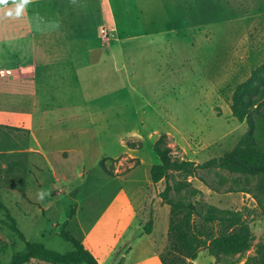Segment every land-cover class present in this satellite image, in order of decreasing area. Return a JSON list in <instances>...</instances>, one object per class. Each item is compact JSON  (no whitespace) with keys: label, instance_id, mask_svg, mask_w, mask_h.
Instances as JSON below:
<instances>
[{"label":"rangeland","instance_id":"rangeland-1","mask_svg":"<svg viewBox=\"0 0 264 264\" xmlns=\"http://www.w3.org/2000/svg\"><path fill=\"white\" fill-rule=\"evenodd\" d=\"M121 1L111 0L118 14ZM124 1L135 13L136 0ZM161 1L153 6L160 8ZM190 1L193 8L195 3L214 6L198 14V21L188 20L196 28L178 38L171 35L154 50L138 45L142 48L115 69L109 62L86 66L82 81L74 79L73 87L50 78L55 90L50 98H45L51 91L48 85L0 83V264H10L25 250V242L11 230L12 220L26 241L61 253L74 251L61 236L68 218L67 230L83 244L88 240L96 246L101 264H162L170 207L159 194L167 184L179 182L201 191L195 199L201 209L243 212L255 237L242 257L216 259L202 251L194 264H244L264 243L258 201L250 194L229 192L235 175L211 169L189 176L174 172L168 181H151V169L159 163L154 145L163 134L175 159L198 165L237 146L248 126L233 117L232 96L264 63V0ZM92 2L99 16L74 20L71 44L119 43L117 32L101 28L107 1L88 0ZM164 2L177 8L178 0ZM5 10L0 8V80L19 82L35 73L29 69L33 54L19 47L20 41L32 43L25 36L32 28L23 18L5 16ZM223 19L233 20L224 30L208 24ZM19 62L30 64L24 73ZM51 108L72 114L56 117ZM57 120L65 126L59 132ZM222 177L228 179L224 186ZM240 179V187L248 188L245 178ZM179 196L186 197L185 191Z\"/></svg>","mask_w":264,"mask_h":264},{"label":"trees","instance_id":"trees-1","mask_svg":"<svg viewBox=\"0 0 264 264\" xmlns=\"http://www.w3.org/2000/svg\"><path fill=\"white\" fill-rule=\"evenodd\" d=\"M231 112L240 122L247 123L248 131L230 153L201 165L180 161L173 157L167 135L163 134L154 145L159 163L151 169V181L153 184L168 181L174 172L189 176L198 170H224L236 176L229 192L250 194L258 201L264 214V63L236 87ZM242 177L248 188L240 187ZM227 180L222 177L220 185H226ZM183 191L186 197L179 196ZM200 194L201 191L188 182L169 183L159 194L162 203L170 207L169 244L160 256L162 264H194L202 251L220 259L223 256L242 257L251 250L255 237L244 213L215 206L201 209L195 201ZM69 221L68 218L63 223L61 236L75 249L61 253L44 244L26 241L12 220L11 230L25 242V250L15 254L10 264H29L33 260L51 264H100L95 255L67 230ZM146 232L152 233V222H149ZM244 264H264V243L256 246L254 256Z\"/></svg>","mask_w":264,"mask_h":264},{"label":"crops","instance_id":"crops-1","mask_svg":"<svg viewBox=\"0 0 264 264\" xmlns=\"http://www.w3.org/2000/svg\"><path fill=\"white\" fill-rule=\"evenodd\" d=\"M106 1L108 12L107 16L103 18L105 23L101 28L108 26L110 30L117 32V38L121 41L108 46L97 44L81 46L70 42L71 32H73L72 27L76 25L74 20L82 21L85 15L92 18L98 17L97 4L93 2L89 4L88 0H30L19 17L25 19L28 26L32 28V31L25 32V36L30 38L32 43L20 41L19 47L23 52L33 54L35 61L30 63L33 68L27 67V65H30L29 63L19 62L21 63L19 69L23 73L27 68L35 69L34 76H23L19 79V82L9 83H6L7 81L3 79L0 80V83H5L8 86L17 83L23 86L48 85L51 91H49L50 94L45 95V98H50L55 90H53V86L51 87L48 79L58 77L63 82L62 86L71 84L70 86L73 87L75 80L78 83L82 81V72L86 66L109 62V65L113 66L114 69L120 67L126 60L131 59L135 50L142 48L138 45H145L147 49L154 50L153 47H157L154 46L155 44L162 43L164 39L171 35L177 38L181 34L185 35V33L196 28V24L188 20L193 18L194 22L198 21L200 19L197 17L198 14H204L209 9L212 10L211 6L214 7L209 2L204 5L195 3V8H193L190 0H178L176 8L175 5L168 6L164 4L165 2L162 0L160 2L162 6L155 8L153 5L156 0H136L137 9L133 13L131 8L126 6V1L123 0L121 1V7L117 8L119 10L118 14L115 4L111 0ZM198 5L201 6L200 9L196 8ZM175 14L178 15L175 17ZM191 14H194V16H191ZM232 22L233 20L223 19L208 24L213 25L216 29L224 30ZM81 26L83 28V23ZM247 31L249 33V28ZM97 36H100V32L97 33ZM96 40L93 39V42ZM41 44H43L42 48L40 47ZM111 53L113 58L105 57V54L110 55ZM42 96L41 98H43ZM50 111H54L52 113L56 117L61 116V114L66 117L72 114V112L66 111V108L64 110L59 109L56 113L55 108H51ZM57 121L60 126L57 130L59 132V129L62 130L65 126L63 121ZM66 121L68 122V120ZM70 122L72 123L71 120ZM68 127L70 125H66V128ZM84 245L101 264L99 251L95 250L96 246L88 240Z\"/></svg>","mask_w":264,"mask_h":264},{"label":"clouds","instance_id":"clouds-1","mask_svg":"<svg viewBox=\"0 0 264 264\" xmlns=\"http://www.w3.org/2000/svg\"><path fill=\"white\" fill-rule=\"evenodd\" d=\"M28 3L29 0H13V5L9 6L8 0H0V8L6 9L4 11L5 16L19 17ZM38 195L40 199H43V191H41Z\"/></svg>","mask_w":264,"mask_h":264}]
</instances>
